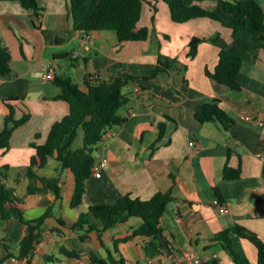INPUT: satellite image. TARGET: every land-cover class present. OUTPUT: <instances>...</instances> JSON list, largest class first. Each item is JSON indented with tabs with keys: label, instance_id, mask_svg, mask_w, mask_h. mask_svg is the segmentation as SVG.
Returning a JSON list of instances; mask_svg holds the SVG:
<instances>
[{
	"label": "crops",
	"instance_id": "obj_1",
	"mask_svg": "<svg viewBox=\"0 0 264 264\" xmlns=\"http://www.w3.org/2000/svg\"><path fill=\"white\" fill-rule=\"evenodd\" d=\"M257 1L264 8V0ZM199 5L220 19L177 23L169 6L160 1L157 12L144 6L139 23L150 29V39L120 43L111 31L92 32L87 39L75 30L70 0H40L43 10L39 14L19 2L0 1V37L12 52V70L0 76V133L9 113L4 100L11 96H20L8 102L16 109V119L30 116L14 130L11 147L0 149V183L25 200L27 220H37L53 207L52 217L40 228V244L30 261L22 264H93L91 252L107 256L106 246L141 226L142 218L132 217L104 232L105 245L96 231L71 225L90 206L114 203L128 194L148 200L158 192H169L174 198L163 215L166 238L154 240L156 246L146 237L124 243L121 249L128 264H176L174 257L186 252H195L201 264H236L216 241L220 232L234 225L264 242V39H256L259 34L251 25L235 38L222 22L232 17L219 0ZM216 35L219 38L212 41ZM195 37L206 40L199 44L195 58H190V42ZM222 50L243 59L240 91L211 77ZM159 55L178 63L149 78ZM50 65L55 68L54 78L44 80ZM123 74L132 76L123 89L129 98L120 111L125 122L94 150L99 175L93 173L88 180L82 205L71 206L76 178L70 170H59L61 164L54 158L38 175L59 176L61 198L51 191L29 194L25 168L34 154L32 142L45 143L52 126L70 112L69 104L58 98L61 91L54 79L69 76L85 89L88 76L94 82H113ZM213 100H219L234 118L230 129L197 119L203 105ZM226 164L240 168L241 176L224 179ZM35 184L41 186L39 181ZM216 200L226 206L225 212H220ZM29 233L27 224L17 218L3 220L0 214V264L14 263L10 255L18 253ZM230 238L243 259L259 264L258 249L251 241L234 231ZM64 249L79 256L69 257Z\"/></svg>",
	"mask_w": 264,
	"mask_h": 264
},
{
	"label": "trees",
	"instance_id": "obj_2",
	"mask_svg": "<svg viewBox=\"0 0 264 264\" xmlns=\"http://www.w3.org/2000/svg\"><path fill=\"white\" fill-rule=\"evenodd\" d=\"M19 2L26 10H34L39 14L43 10L40 0H0ZM163 1L170 9L172 19L177 23H185L191 19L209 17L220 19L214 12L205 10L199 5L204 0H70V15L73 28L85 34L100 31H111L116 34L120 43L131 41H146L151 37L149 28L140 27L145 5L153 7L157 12V3ZM223 9L232 20L223 21L233 30L236 38L241 30L251 25L259 35L256 39H264V8L257 0H219ZM219 35L211 38L216 41ZM203 38H193L190 42L188 56L195 58L198 46ZM63 57H67L63 56ZM12 52L8 45L0 37V76L11 72ZM177 59H171L159 55L158 66L149 78L163 74L174 68ZM243 59L240 55L228 50H222L219 55L218 65L212 79L229 88L240 91L242 83L239 73ZM131 75L123 74L113 82H94L92 76L86 78L85 89L73 80L72 77L57 76L54 84L60 89L59 99L66 101L70 106V112L62 120L56 122L47 136L45 143L32 142L34 154L30 164L25 168L26 177L29 178V194L53 192L57 199L61 198L60 177H42L38 170L45 168L51 158L56 159L64 169L70 170L76 178L75 192L71 201L73 208L82 205L87 182L93 175V168L97 163L94 150L115 128L125 122L121 115V108L129 103V98L123 93L124 87L130 82ZM20 96H11L4 100L9 108L6 116V124L0 133V149L8 150L11 147V138L15 129L26 123L30 116L24 115L16 119V109L8 102L18 100ZM197 119L201 123L219 122L225 129H230L235 120L222 107L219 100H213L203 105L197 113ZM84 131L83 147L74 149V144L79 136V130ZM4 168H8L7 166ZM241 169H235L226 164L223 177L226 180H235L241 176ZM39 181L41 186H36ZM171 193L158 192L148 200L134 197L130 194L119 198L114 203L90 206L86 213L80 215L79 222L71 225L72 228H88L96 231L99 240L104 244L102 236L107 230L116 225L129 222L132 217H140L143 223L127 235L115 237L112 246L107 247V256L101 257L94 252L90 253L93 264H128L122 251V245L140 237L154 240L166 238L163 229V215L171 201ZM26 206L25 200L15 194L13 188L0 183V214L3 220L17 218L30 227L29 235L24 238L19 246L18 253H12L10 259L22 260L28 258V262L40 244V228L46 219L52 217L53 207L37 220H27L23 215ZM236 232L241 238L248 239L258 249L259 264H264V242L255 233L240 225L223 230L216 239L232 255L236 264H250L243 259L233 248L230 238L231 232ZM69 257L79 256L72 250L64 249ZM214 264H218L217 261Z\"/></svg>",
	"mask_w": 264,
	"mask_h": 264
},
{
	"label": "built area",
	"instance_id": "obj_3",
	"mask_svg": "<svg viewBox=\"0 0 264 264\" xmlns=\"http://www.w3.org/2000/svg\"><path fill=\"white\" fill-rule=\"evenodd\" d=\"M85 36L87 39L89 38L88 34H85ZM54 75H55V68L53 65H50L48 68V72L44 76V80L53 79ZM246 119L251 120L250 117H246ZM261 124L263 125V121H261ZM194 144H195L194 141L190 142L191 146H193ZM262 160L264 161V154H262ZM104 161H106V160H104ZM99 170H100V167H99L98 163H96V165L93 168V173H96V175H99V173H98ZM215 203L220 206V212L221 213L226 211L225 205L221 204L218 200H216ZM262 209L264 211V206L262 207ZM174 260H175L176 264H201L202 263L200 257L195 252H186V253H184V255H176L174 257ZM12 261H14L13 264H22L23 262L27 263L28 258H24L22 260L12 258Z\"/></svg>",
	"mask_w": 264,
	"mask_h": 264
},
{
	"label": "rangeland",
	"instance_id": "obj_4",
	"mask_svg": "<svg viewBox=\"0 0 264 264\" xmlns=\"http://www.w3.org/2000/svg\"><path fill=\"white\" fill-rule=\"evenodd\" d=\"M83 143H84V131L80 129L78 139L76 140L74 144V149L83 147ZM59 170H63L62 166H60ZM13 173H16V171L15 172L13 171Z\"/></svg>",
	"mask_w": 264,
	"mask_h": 264
}]
</instances>
